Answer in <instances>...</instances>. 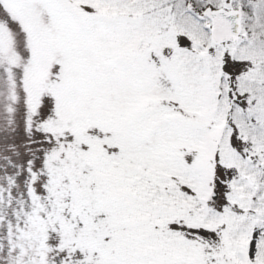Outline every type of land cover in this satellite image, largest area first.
<instances>
[{"label": "snow or ice", "instance_id": "6c2138e0", "mask_svg": "<svg viewBox=\"0 0 264 264\" xmlns=\"http://www.w3.org/2000/svg\"><path fill=\"white\" fill-rule=\"evenodd\" d=\"M0 264H264V0H0Z\"/></svg>", "mask_w": 264, "mask_h": 264}]
</instances>
